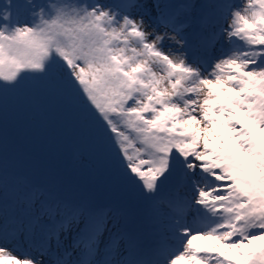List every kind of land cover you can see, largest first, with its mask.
I'll return each instance as SVG.
<instances>
[{"label": "snow or ice", "instance_id": "obj_1", "mask_svg": "<svg viewBox=\"0 0 264 264\" xmlns=\"http://www.w3.org/2000/svg\"><path fill=\"white\" fill-rule=\"evenodd\" d=\"M0 264H264V0H0Z\"/></svg>", "mask_w": 264, "mask_h": 264}, {"label": "rangeland", "instance_id": "obj_2", "mask_svg": "<svg viewBox=\"0 0 264 264\" xmlns=\"http://www.w3.org/2000/svg\"><path fill=\"white\" fill-rule=\"evenodd\" d=\"M67 161H68V160H67ZM67 161H66V162H67Z\"/></svg>", "mask_w": 264, "mask_h": 264}]
</instances>
